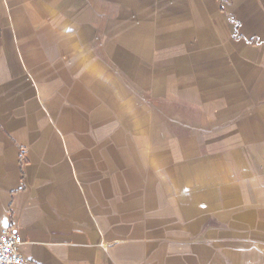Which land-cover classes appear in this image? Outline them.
I'll return each instance as SVG.
<instances>
[{
    "label": "crops",
    "instance_id": "1",
    "mask_svg": "<svg viewBox=\"0 0 264 264\" xmlns=\"http://www.w3.org/2000/svg\"><path fill=\"white\" fill-rule=\"evenodd\" d=\"M5 229L25 264H264V0H0Z\"/></svg>",
    "mask_w": 264,
    "mask_h": 264
},
{
    "label": "built area",
    "instance_id": "2",
    "mask_svg": "<svg viewBox=\"0 0 264 264\" xmlns=\"http://www.w3.org/2000/svg\"><path fill=\"white\" fill-rule=\"evenodd\" d=\"M23 239L19 233L5 229L0 234V264H25L20 252Z\"/></svg>",
    "mask_w": 264,
    "mask_h": 264
},
{
    "label": "rangeland",
    "instance_id": "3",
    "mask_svg": "<svg viewBox=\"0 0 264 264\" xmlns=\"http://www.w3.org/2000/svg\"><path fill=\"white\" fill-rule=\"evenodd\" d=\"M189 166H190V165H189ZM189 170H190V167H189ZM237 189H238V188H237ZM237 189H236V190H237ZM238 264H243V263L240 261Z\"/></svg>",
    "mask_w": 264,
    "mask_h": 264
}]
</instances>
